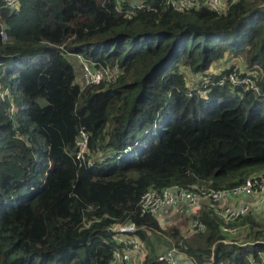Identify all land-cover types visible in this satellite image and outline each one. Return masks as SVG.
Listing matches in <instances>:
<instances>
[{
	"label": "trees",
	"instance_id": "trees-1",
	"mask_svg": "<svg viewBox=\"0 0 264 264\" xmlns=\"http://www.w3.org/2000/svg\"><path fill=\"white\" fill-rule=\"evenodd\" d=\"M140 1L155 7L128 20L116 0H21L16 14L0 0V264H110L117 223L177 238L187 228L141 214L149 187L228 188L264 170V0H239L225 15ZM78 56L122 73L82 86ZM225 57H244L259 91L216 84L234 67L212 76L206 96L188 86L187 73ZM80 127L93 165L76 158ZM108 149L119 152L102 161ZM196 208L207 228L183 240L196 263L260 260L264 220L226 223ZM224 224H249L250 242L226 243Z\"/></svg>",
	"mask_w": 264,
	"mask_h": 264
},
{
	"label": "built area",
	"instance_id": "built-area-1",
	"mask_svg": "<svg viewBox=\"0 0 264 264\" xmlns=\"http://www.w3.org/2000/svg\"><path fill=\"white\" fill-rule=\"evenodd\" d=\"M3 7L8 9L11 14H16L22 7L21 0H1ZM239 0H164L165 7H172L180 12L191 11L193 8L197 9L201 6H207L218 15H225L230 6ZM155 6L140 0H116V11L123 16L124 19H133L141 9L153 10ZM2 39L7 41L9 36L4 29L1 31ZM80 58V56H78ZM81 85H96L102 82H115L119 79L122 71L118 66L110 67L108 65L97 64L88 59L81 58ZM234 67V72H230L228 77L220 78L216 84L224 85L231 82L233 88H241L244 91L254 89L259 91L256 81L259 80L260 73L258 71L247 70L243 66ZM239 71V72H237ZM220 72L202 73L197 81L195 87L202 96H206L208 89L206 85L212 81L213 75H219ZM188 75V74H187ZM201 82V83H199ZM192 94V92L190 93ZM90 134L85 127H80L78 130V137L75 141L76 158L88 165H93L94 159H86L89 153ZM130 148L126 149L121 155L127 153ZM119 151L108 149L104 154H97L101 160L113 158ZM103 156V157H102ZM116 157V156H115ZM251 197L252 199H248ZM242 201L243 204L238 205L237 202ZM264 205V170L251 174L245 182L235 185L233 187L225 188H207L199 186L198 184H188L183 186L180 184L165 186L161 189L149 187L142 195L140 200V209L142 215H153L158 217L164 209L173 205H180L184 208V213L192 212L195 207L199 205H210L215 208L218 214L225 219V221H234L238 218L254 213L255 205ZM243 227H233L223 225L222 230L229 235H236L239 231H243ZM115 234L123 233L134 235L139 227L134 222L124 224H116L112 227ZM190 233L201 232L206 229L205 223L197 219L190 220ZM264 235V229H263ZM264 240V237H263ZM232 238L226 239V242H232ZM260 241V240H258ZM263 242V241H262ZM119 243V242H118ZM120 244V243H119ZM187 244L185 241L177 242L175 246L160 254L156 258L158 264H194L186 254ZM140 255L138 244L132 243L131 240L123 242L119 247H116L112 252L113 264H130L132 257ZM142 263V261H141ZM210 264V263H206ZM253 264H264V254H260V260Z\"/></svg>",
	"mask_w": 264,
	"mask_h": 264
},
{
	"label": "crops",
	"instance_id": "crops-1",
	"mask_svg": "<svg viewBox=\"0 0 264 264\" xmlns=\"http://www.w3.org/2000/svg\"><path fill=\"white\" fill-rule=\"evenodd\" d=\"M235 59L238 60V58H235ZM235 59L233 58V60H235ZM233 66H238V65H233ZM239 66H242V65H239ZM223 68H224V66L221 63L214 62L213 65L211 66V69L210 70L211 71H213V70H221ZM207 72H209V71H207ZM79 74H80L79 76H81V69H79ZM191 75L192 74L189 73L188 76L191 77ZM248 199H252V198L251 197H248ZM237 204L238 205H241V204H243V202L242 201H238ZM199 206H203V205H199ZM194 209H192V210L194 211ZM193 211L190 212V213H188V214H185L184 213V208L182 206H180V205H173V206H169L166 209H164V211L158 217H156L160 221V224H161V226H162L163 229H170L171 227L176 226V225L177 226H181L183 222H186L187 223V228L182 231L181 237H179V238H177V237H171V236H169L168 234H166L164 232L170 238V240H171V245L165 251H162V252L156 251L155 248L152 246V241L150 240V234H151V230H153V229H151V228H149L147 226L139 227V230L134 235L123 234V233L114 234V238L113 239L117 243V246L116 247H119L120 244H122L123 242H127L129 240H131L132 243H134V244H138V248L140 250V255H135L134 257H132V262L130 264H144L145 260H147V258H148V255H151V256L153 255L154 258L155 257L157 258L160 254L165 253L166 251H168L169 249H171L173 246H175L177 244V242L183 241L185 239H190L194 234L199 233V232H195L193 234L192 233L189 234L191 232L190 231L191 230L190 229V220L191 219H195L194 217H192ZM253 211H254V213H253L254 216L258 220H261V221L264 220V205L263 204H261V205H255ZM238 219H240V218H238ZM238 219H236V220H238ZM234 221H228V222H234ZM163 222H165V225L164 226L162 225ZM225 222L227 223V221H225ZM118 224H124V223H117V225ZM224 225H226V224H224ZM234 226L235 227H243V226H245V228L243 229V231H239L236 235H229L227 233V235H228L227 238H230V236H231V238L233 240L230 243H243V242H239V241H244V240H245L244 243L245 242H248V241L250 242L251 238H249V236L251 235V231H252L250 225L249 224H243V225H234ZM140 230H144L145 231V233L148 236V239L147 240L142 239L141 236L138 235V232ZM204 231H201V232H204ZM157 232L160 233V231H157ZM242 233H247L246 237L240 238V236L242 235ZM226 239H224L225 242H226ZM226 243H228V242H226ZM113 250H112V252H113ZM186 258L188 259V261H190V259H191L194 262V264H198V263H196V261L192 257L188 258L186 256ZM141 261H142V263H141ZM212 262H213V258H212V260L209 263L211 264ZM113 263H114V260H113V258L111 256L110 264H113ZM253 263H256V262L253 260L252 264ZM156 264H158V263L156 262Z\"/></svg>",
	"mask_w": 264,
	"mask_h": 264
},
{
	"label": "rangeland",
	"instance_id": "rangeland-1",
	"mask_svg": "<svg viewBox=\"0 0 264 264\" xmlns=\"http://www.w3.org/2000/svg\"><path fill=\"white\" fill-rule=\"evenodd\" d=\"M80 61H81V58H79V61L74 62L75 66H76V69H77V72L81 68V62ZM217 62L221 63L224 66V68L221 69V70H213V71H211L210 70L211 68H210L209 70H207V71H209V73L221 72L223 70L230 69V67L232 65H238V66L242 65L243 67L247 66L244 57H239L238 60H236V59L235 60L228 59V58L225 57L223 59L218 60ZM201 74H194V75H191V77H189L188 76L189 73H188V75H186L188 86L189 87H195L194 85H196L197 81H199L198 77ZM199 83H201V82H199ZM157 134L159 135L158 132H157ZM162 225L164 226L165 222H163ZM246 235H247V233H242L240 238H244V237H246ZM150 240L152 241V246L155 248L156 251H159V252L165 251L171 245L170 238L164 232H160L159 233L157 231L151 230ZM244 241H239V242H243L244 243Z\"/></svg>",
	"mask_w": 264,
	"mask_h": 264
},
{
	"label": "clouds",
	"instance_id": "clouds-1",
	"mask_svg": "<svg viewBox=\"0 0 264 264\" xmlns=\"http://www.w3.org/2000/svg\"><path fill=\"white\" fill-rule=\"evenodd\" d=\"M81 69V68H80Z\"/></svg>",
	"mask_w": 264,
	"mask_h": 264
}]
</instances>
